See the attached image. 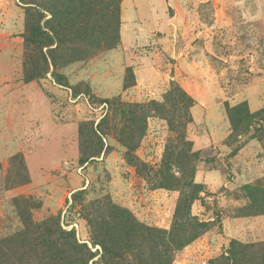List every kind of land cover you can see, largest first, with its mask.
Listing matches in <instances>:
<instances>
[{
  "label": "rangeland",
  "instance_id": "374dc122",
  "mask_svg": "<svg viewBox=\"0 0 264 264\" xmlns=\"http://www.w3.org/2000/svg\"><path fill=\"white\" fill-rule=\"evenodd\" d=\"M73 2L92 17L46 48L32 29L56 33L67 3L0 0V264L164 256L149 237L194 185L207 228L171 264H259L264 0Z\"/></svg>",
  "mask_w": 264,
  "mask_h": 264
},
{
  "label": "trees",
  "instance_id": "16d2710c",
  "mask_svg": "<svg viewBox=\"0 0 264 264\" xmlns=\"http://www.w3.org/2000/svg\"><path fill=\"white\" fill-rule=\"evenodd\" d=\"M63 0H59V3ZM67 3L66 5H63L62 10H55V17L59 20L57 27V32L52 33L51 35L44 33H41L39 29H32V38H35V42L38 45H43L46 48H49L54 45V41L56 39V36L61 34H64L63 32L69 31L70 33L74 32L76 35L80 34V30L84 27L82 26L81 19L83 16H90L92 17V13H89L86 9L83 8V5L75 4L73 0H64ZM119 0H116L118 2ZM119 3V2H118ZM119 7L116 6V12H118ZM114 9V8H113ZM48 12V11H47ZM86 16V17H87ZM51 30V29H50ZM94 33L97 31L95 27H92L91 29ZM40 39V43L36 40ZM185 97V94H184ZM186 99L191 102V99L187 97ZM184 107L186 109H189L191 106L189 102H183ZM245 120L246 118L250 117V114L247 109H245ZM189 187V186H187ZM195 189H199L198 185H194V190L191 189V192L189 194H183V197L179 201L177 211H176V223L174 228L166 233L167 238L162 240L161 242H157V237L155 235L149 237V243H152L153 245L162 244V246L165 248L164 256H161L160 254H155L152 256L150 260H145L144 258L141 260L143 261L141 264H163V261L165 264H171L173 259L171 256L172 252H175L177 250H180V248H183L196 239H198L206 230L207 226L204 223H200L195 219V217L191 214V205L194 202V200L198 199L197 195H195ZM181 221V224L178 222ZM178 223V225H177ZM177 225V226H176ZM122 228H125L122 225ZM150 231V230H148ZM153 232H156L154 230H151ZM132 238L135 239L137 235L136 228H132ZM143 232H141L142 234ZM106 242H110L111 244H114V246L119 247L123 245L122 239L120 236H115L112 239H109L108 241H104L101 245L103 246L104 250H107V244ZM99 244V243H98ZM240 245V244H237ZM124 247V245H123ZM243 247V246H242ZM245 248V247H243ZM170 252V253H169ZM233 256V257H232ZM236 258L235 252H231L228 256H224L223 260L226 261L228 264H232L233 260ZM221 261L217 262H211V264L221 263ZM225 264V262H224ZM227 264V263H226ZM234 264V263H233ZM259 264H264V257L259 262Z\"/></svg>",
  "mask_w": 264,
  "mask_h": 264
},
{
  "label": "crops",
  "instance_id": "0c3cea01",
  "mask_svg": "<svg viewBox=\"0 0 264 264\" xmlns=\"http://www.w3.org/2000/svg\"><path fill=\"white\" fill-rule=\"evenodd\" d=\"M226 232V231H225ZM227 233H225V235H226ZM226 239H228L226 236L225 237H223V240H224V242H226Z\"/></svg>",
  "mask_w": 264,
  "mask_h": 264
}]
</instances>
